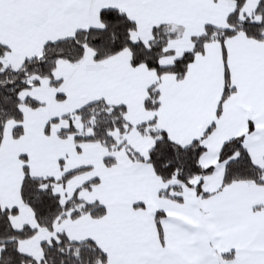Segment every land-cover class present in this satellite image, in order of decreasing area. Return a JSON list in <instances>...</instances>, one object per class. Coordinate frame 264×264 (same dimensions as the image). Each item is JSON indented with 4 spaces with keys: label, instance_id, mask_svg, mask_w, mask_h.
Listing matches in <instances>:
<instances>
[{
    "label": "snow or ice",
    "instance_id": "obj_1",
    "mask_svg": "<svg viewBox=\"0 0 264 264\" xmlns=\"http://www.w3.org/2000/svg\"><path fill=\"white\" fill-rule=\"evenodd\" d=\"M0 264H264V0H0Z\"/></svg>",
    "mask_w": 264,
    "mask_h": 264
}]
</instances>
